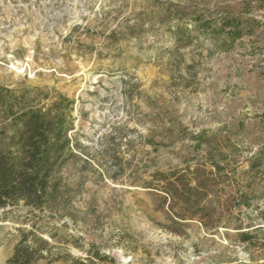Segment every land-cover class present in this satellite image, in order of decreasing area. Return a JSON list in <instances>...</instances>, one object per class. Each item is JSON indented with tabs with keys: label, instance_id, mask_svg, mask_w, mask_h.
I'll list each match as a JSON object with an SVG mask.
<instances>
[{
	"label": "rangeland",
	"instance_id": "rangeland-1",
	"mask_svg": "<svg viewBox=\"0 0 264 264\" xmlns=\"http://www.w3.org/2000/svg\"><path fill=\"white\" fill-rule=\"evenodd\" d=\"M28 111L59 146L44 206L0 209V264L19 230L94 264H264V0H0L13 160Z\"/></svg>",
	"mask_w": 264,
	"mask_h": 264
},
{
	"label": "trees",
	"instance_id": "trees-1",
	"mask_svg": "<svg viewBox=\"0 0 264 264\" xmlns=\"http://www.w3.org/2000/svg\"><path fill=\"white\" fill-rule=\"evenodd\" d=\"M23 114L24 129L19 137L21 157L13 160L0 152V209L21 202L32 212L46 203L51 157L59 146L53 138L59 137L43 124L37 111ZM94 254L101 258L99 253ZM87 258L86 262L82 257L68 253L60 256L52 252V246L46 240L32 232L19 230L7 264H34L38 259H46L48 263L62 260V264H94L91 257Z\"/></svg>",
	"mask_w": 264,
	"mask_h": 264
}]
</instances>
